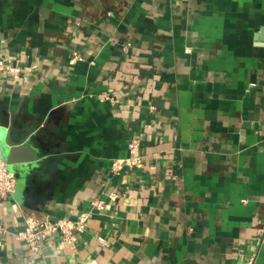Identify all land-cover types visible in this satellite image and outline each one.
<instances>
[{
	"label": "crops",
	"instance_id": "1",
	"mask_svg": "<svg viewBox=\"0 0 264 264\" xmlns=\"http://www.w3.org/2000/svg\"><path fill=\"white\" fill-rule=\"evenodd\" d=\"M0 58L21 69L0 129L26 144L0 264H30L25 215L96 199L36 264H264V0H0ZM134 139L143 165L113 174Z\"/></svg>",
	"mask_w": 264,
	"mask_h": 264
},
{
	"label": "built area",
	"instance_id": "2",
	"mask_svg": "<svg viewBox=\"0 0 264 264\" xmlns=\"http://www.w3.org/2000/svg\"><path fill=\"white\" fill-rule=\"evenodd\" d=\"M83 57L73 52L71 62L75 63L82 60ZM7 69L16 76L21 74V69L12 65L7 59L0 58V70ZM104 100L114 103V97L110 94H101ZM138 140L134 139L129 144L131 155L127 158L115 159L112 163V172L115 175L121 174L126 167H141L143 158L136 155ZM19 174L11 168L7 160L0 152V205L17 189ZM105 208V201L101 199L93 200L91 207L81 211L75 218L60 217L52 218L49 214L36 215L35 213L24 216L25 228L18 231L15 236L21 242H24L30 252V264H36L37 260L43 254V246L46 239L58 233L62 236L71 248L75 249L78 236L84 232L90 223L92 215ZM10 233L8 226L0 216V237Z\"/></svg>",
	"mask_w": 264,
	"mask_h": 264
},
{
	"label": "water",
	"instance_id": "3",
	"mask_svg": "<svg viewBox=\"0 0 264 264\" xmlns=\"http://www.w3.org/2000/svg\"><path fill=\"white\" fill-rule=\"evenodd\" d=\"M23 144L24 142H18L15 136L0 129V152L13 169L20 167L18 166L21 162L20 155L26 150V144L24 146Z\"/></svg>",
	"mask_w": 264,
	"mask_h": 264
}]
</instances>
